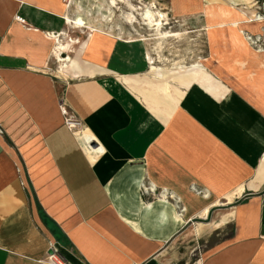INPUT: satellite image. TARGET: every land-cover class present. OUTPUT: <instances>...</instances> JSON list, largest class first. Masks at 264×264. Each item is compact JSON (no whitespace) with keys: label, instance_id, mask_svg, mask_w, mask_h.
Segmentation results:
<instances>
[{"label":"crops","instance_id":"crops-1","mask_svg":"<svg viewBox=\"0 0 264 264\" xmlns=\"http://www.w3.org/2000/svg\"><path fill=\"white\" fill-rule=\"evenodd\" d=\"M261 2L166 0L199 20L213 88L155 82V106L141 43L76 35L57 74L65 0H0V264H178L180 243L264 264V54L244 34Z\"/></svg>","mask_w":264,"mask_h":264},{"label":"rangeland","instance_id":"rangeland-1","mask_svg":"<svg viewBox=\"0 0 264 264\" xmlns=\"http://www.w3.org/2000/svg\"><path fill=\"white\" fill-rule=\"evenodd\" d=\"M67 9L68 18L71 21L69 23L71 26L70 36H61L59 40L71 43L72 39L70 48L72 57H76V50L72 46L76 35L86 37L87 34L95 31H103L122 40L138 42L143 45L148 67L145 73L147 82L144 89L149 98L146 99L151 100L155 106H157L156 102L162 101L161 99L164 97L155 82L163 87L171 85L169 91L172 92V88L179 86L181 80H171L173 78L170 77L166 83L164 80L154 78L153 66L171 73L183 70L186 72L194 64L201 66L199 60L205 52V35L198 29L199 20L197 18H172L167 13L166 0H68ZM148 10L152 12V18L145 17ZM78 18L84 22L82 26L74 22ZM253 18H255V14L252 17V21H255ZM155 20L162 22V25H154ZM164 33L168 35H164ZM244 34L249 45L256 52L264 54V31L254 35L248 32ZM248 35L252 38L248 39ZM257 37H259L258 41ZM53 65L54 71L60 74V62L55 59ZM197 80L213 88L208 76L198 77ZM71 119L74 118L71 117ZM222 234H229V228H225ZM221 235H213L207 242H198L197 250L204 249L202 247L210 245ZM190 245L188 247L185 243H180L173 250L178 251L181 255L186 254L184 260H187V264H195L196 248ZM184 260L181 259L178 264H184Z\"/></svg>","mask_w":264,"mask_h":264},{"label":"bare ground","instance_id":"bare-ground-1","mask_svg":"<svg viewBox=\"0 0 264 264\" xmlns=\"http://www.w3.org/2000/svg\"><path fill=\"white\" fill-rule=\"evenodd\" d=\"M160 16H162V14H160ZM145 17L146 18H152L153 17L152 12L149 11V10L146 11ZM67 22L68 23L71 22L69 18H67ZM74 22L77 25H80V26H82L83 23H84L81 18H78ZM154 25H157V26L162 25V22H160L159 20H155ZM164 35H168V34L164 33ZM59 37H58V43H57V49H56V55H57L56 57H58V61L60 62V68H65L69 64L70 65L74 64V62L71 61V58H70L69 55L67 57H65V54L66 53L69 54L70 51H71V49H70L71 48V44L68 41L67 42H61L59 40ZM152 74H153L154 78L164 80V82H166V83L168 82V79L170 77L173 78V79L174 78H178V79H182V78L185 79L186 78V79H188L190 81L192 79L197 80L198 77L207 76V74L205 73L204 69L201 66L197 65V64L192 65L191 68H189L188 71H186V72H184V70H183L182 72H174V73L163 71L160 68H154V66H153L152 67ZM207 87H209L210 89L212 88L210 86H207ZM165 88H167V87L165 86ZM70 123H72V122H70ZM71 127L74 128V130L77 131L79 133V135L82 136L83 138L87 136L86 132L80 131L81 127H75V125H73V124H71ZM262 173H264V172H262ZM262 175H264V174H262Z\"/></svg>","mask_w":264,"mask_h":264},{"label":"built area","instance_id":"built-area-1","mask_svg":"<svg viewBox=\"0 0 264 264\" xmlns=\"http://www.w3.org/2000/svg\"><path fill=\"white\" fill-rule=\"evenodd\" d=\"M66 4L68 3V0H65ZM255 8L257 10L256 14H255V18H253L255 21H258V20H262L264 19V2H261V3H257L255 5ZM17 20L20 21V22H23V20L19 17H17ZM248 39H251L252 37L250 35L247 36ZM256 40L258 41L259 40V37L256 38ZM72 122V123H70ZM67 124L68 126L71 127V124L75 125V127H80L81 123L76 120V119H71L69 118L67 120ZM195 264H200L199 262V259L195 261Z\"/></svg>","mask_w":264,"mask_h":264},{"label":"water","instance_id":"water-1","mask_svg":"<svg viewBox=\"0 0 264 264\" xmlns=\"http://www.w3.org/2000/svg\"><path fill=\"white\" fill-rule=\"evenodd\" d=\"M92 146L94 147L95 146V144H92ZM53 253V251L52 250H50L49 251V254H52Z\"/></svg>","mask_w":264,"mask_h":264}]
</instances>
